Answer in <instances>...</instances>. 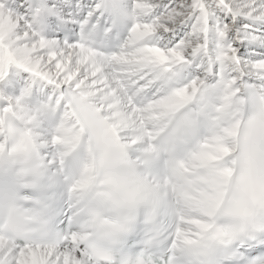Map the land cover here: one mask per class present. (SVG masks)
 Masks as SVG:
<instances>
[{
  "label": "snow or ice",
  "instance_id": "obj_1",
  "mask_svg": "<svg viewBox=\"0 0 264 264\" xmlns=\"http://www.w3.org/2000/svg\"><path fill=\"white\" fill-rule=\"evenodd\" d=\"M0 264H264V0H0Z\"/></svg>",
  "mask_w": 264,
  "mask_h": 264
}]
</instances>
